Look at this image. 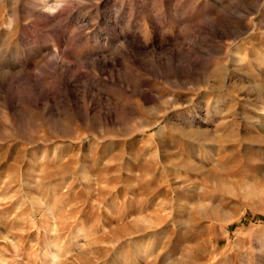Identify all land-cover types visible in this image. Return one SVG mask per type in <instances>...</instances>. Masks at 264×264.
<instances>
[{
  "label": "rangeland",
  "instance_id": "rangeland-1",
  "mask_svg": "<svg viewBox=\"0 0 264 264\" xmlns=\"http://www.w3.org/2000/svg\"><path fill=\"white\" fill-rule=\"evenodd\" d=\"M0 264H264V0H0Z\"/></svg>",
  "mask_w": 264,
  "mask_h": 264
}]
</instances>
